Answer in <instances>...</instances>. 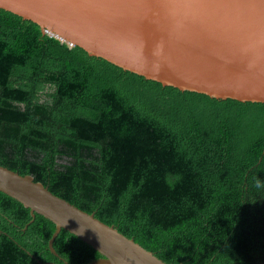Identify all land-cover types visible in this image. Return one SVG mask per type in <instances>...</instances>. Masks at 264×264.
<instances>
[{"label":"trees","instance_id":"1","mask_svg":"<svg viewBox=\"0 0 264 264\" xmlns=\"http://www.w3.org/2000/svg\"><path fill=\"white\" fill-rule=\"evenodd\" d=\"M0 165L171 264H264V102L124 70L0 9ZM0 191V264L101 255Z\"/></svg>","mask_w":264,"mask_h":264},{"label":"water","instance_id":"2","mask_svg":"<svg viewBox=\"0 0 264 264\" xmlns=\"http://www.w3.org/2000/svg\"><path fill=\"white\" fill-rule=\"evenodd\" d=\"M0 9L162 85L264 102V0H0ZM0 191L54 223V255L63 229L101 255L85 264H171L31 175L0 165Z\"/></svg>","mask_w":264,"mask_h":264},{"label":"clouds","instance_id":"3","mask_svg":"<svg viewBox=\"0 0 264 264\" xmlns=\"http://www.w3.org/2000/svg\"><path fill=\"white\" fill-rule=\"evenodd\" d=\"M38 182V181H37ZM47 188V187H46Z\"/></svg>","mask_w":264,"mask_h":264}]
</instances>
